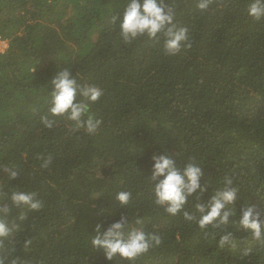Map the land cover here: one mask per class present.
I'll return each mask as SVG.
<instances>
[{"label": "trees", "instance_id": "1", "mask_svg": "<svg viewBox=\"0 0 264 264\" xmlns=\"http://www.w3.org/2000/svg\"><path fill=\"white\" fill-rule=\"evenodd\" d=\"M254 2L160 0L186 30L168 54L163 35L122 39L114 18L126 0H0V222L10 229L0 264H264V15H249ZM65 70L101 93L74 101L99 121L94 132L50 112L51 81ZM163 154L201 172L174 214L154 194ZM225 192L233 200L202 225ZM249 207L259 237L240 223ZM120 222L149 241L132 260L92 245L98 226Z\"/></svg>", "mask_w": 264, "mask_h": 264}, {"label": "clouds", "instance_id": "2", "mask_svg": "<svg viewBox=\"0 0 264 264\" xmlns=\"http://www.w3.org/2000/svg\"><path fill=\"white\" fill-rule=\"evenodd\" d=\"M198 7L205 10L209 7V3H200ZM249 15L257 19L264 15V0H255L249 7ZM171 22L172 16L165 11L160 0H126L122 11L114 18V23L118 24L120 35L125 42H130L140 36L159 40L163 35L164 51L174 54L179 49L180 43L186 40V30H174L170 26ZM51 86L53 89L50 94L51 114L53 116L67 115L68 119L76 122L78 126L83 122L88 132H94L99 121L88 115L87 104L74 103V101L79 94L94 102L101 95L100 91L96 87L77 85L76 78L66 70L56 74L51 81ZM82 117L86 119L82 121ZM152 171V179H158L154 190L156 201L160 205L169 204L167 211L173 214L184 203L183 193L190 195L196 190L201 175L200 169L191 164L181 170L167 154L153 157ZM16 175L15 171L11 172V178H15ZM233 195L232 192H225L213 197L208 205L209 214L202 219L201 224H207L216 218L224 207V202H231ZM12 199L18 204H27L32 209L40 207V203L33 202L29 194L15 193ZM117 199L121 204H125L128 194L121 193ZM200 211H203V208H200ZM240 223L244 228L251 230L255 236L261 235L259 217L253 208L242 210ZM122 227L123 224L120 222L112 224L105 230L98 226L95 231L92 245L102 250L109 260L117 254L122 258L132 260L144 253L149 246L144 233L134 231L125 236ZM9 234V227L0 222V238L7 237Z\"/></svg>", "mask_w": 264, "mask_h": 264}, {"label": "rangeland", "instance_id": "3", "mask_svg": "<svg viewBox=\"0 0 264 264\" xmlns=\"http://www.w3.org/2000/svg\"><path fill=\"white\" fill-rule=\"evenodd\" d=\"M5 48H6L5 42L4 41H0V53H2Z\"/></svg>", "mask_w": 264, "mask_h": 264}]
</instances>
